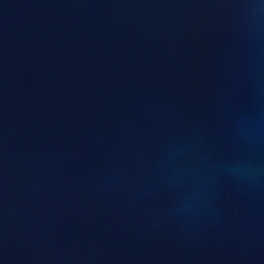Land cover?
<instances>
[{"label": "water", "instance_id": "obj_1", "mask_svg": "<svg viewBox=\"0 0 264 264\" xmlns=\"http://www.w3.org/2000/svg\"><path fill=\"white\" fill-rule=\"evenodd\" d=\"M0 264H264V0H0Z\"/></svg>", "mask_w": 264, "mask_h": 264}]
</instances>
